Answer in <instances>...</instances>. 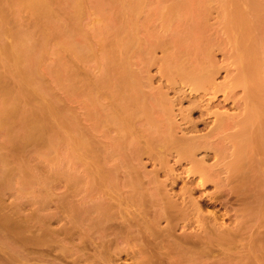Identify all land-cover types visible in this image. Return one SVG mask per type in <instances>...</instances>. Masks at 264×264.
Listing matches in <instances>:
<instances>
[{
  "label": "rangeland",
  "instance_id": "374dc122",
  "mask_svg": "<svg viewBox=\"0 0 264 264\" xmlns=\"http://www.w3.org/2000/svg\"><path fill=\"white\" fill-rule=\"evenodd\" d=\"M245 97L248 109H242ZM167 98L174 119L165 113ZM229 117L235 121L227 125ZM174 124L179 150L194 144L187 150L165 143ZM262 124L264 0H0V264H153L164 248L170 250L164 264H232L233 229L223 240L217 231L258 212L264 200ZM201 137L208 138L206 151ZM149 141L172 154L163 159ZM190 147L195 161L178 158ZM197 163L204 168L188 173ZM127 166L141 172H131L133 180L155 171L172 192L186 189L189 223L176 230L173 223L165 234L157 212L137 213L143 200L131 195L137 181L129 180ZM191 194L206 214L198 219L202 228ZM178 200L173 213L181 209ZM131 202L136 207L128 209ZM150 250L159 252L150 256Z\"/></svg>",
  "mask_w": 264,
  "mask_h": 264
},
{
  "label": "bare ground",
  "instance_id": "6f19581e",
  "mask_svg": "<svg viewBox=\"0 0 264 264\" xmlns=\"http://www.w3.org/2000/svg\"><path fill=\"white\" fill-rule=\"evenodd\" d=\"M257 73H258V72H257ZM238 74H239V73H238ZM238 74H237V75H238ZM249 75H250V74H249ZM240 76H241V75H240ZM258 76H259V75H258ZM256 77H257V76H256ZM204 78H205V77H204ZM241 78H242V77H241ZM204 80H205V79H204ZM206 80H207V79H206ZM201 81H202V80H201ZM211 83H212V82H211ZM182 84H183V83H182ZM239 84H240V83H239ZM184 85H185V84H184ZM199 86H200V85H199ZM211 87H212V86H211ZM159 88H160V87H159ZM233 89H235V88H233ZM190 90H191V89H190ZM259 90H260V89H259ZM208 91H209V90H208ZM231 91H232V90H231ZM243 91H244V90H243ZM246 91H247V90H246ZM246 91H245V92H246ZM153 92H154V91H153ZM162 92H163V91H162ZM168 92H169V91H168ZM210 92H211V91H210ZM237 92H238V91H237ZM252 92H253V91H252ZM257 92H258V91H257ZM241 94H242V93H241ZM244 94H245V93H244ZM164 95L166 96V94H164ZM244 96H246V94H245ZM162 97H163V96H162ZM162 97H161V98H162ZM166 97H167V96H166ZM161 98H160V99H161ZM225 98H226V97H225ZM245 98H246V97H245ZM241 99H243L242 101L244 102V103L242 102V106H243L242 109H243V108L248 109L247 107H245V106H247V104H248L247 102H249V101L247 100L248 98H246V99L241 98ZM163 100H164V99H163ZM163 100H159V101H161V103H163L162 105H164V103H165V101H163ZM166 100H167L166 103H169L170 105H168V104L165 103V104H166V105H165L166 107H164V106H163V107L166 108V109H169V107H170V110H168V111H169V112L171 111V112L169 113L168 111H165V113L167 112L166 114H167V115L169 114L168 117H169L170 115H171L172 118H173V117H176L175 115L172 116V114L175 113V112L173 113V109H172V107L174 108L173 105H175V104L172 103V99H171V102H168V98H167ZM205 100H206V99H205ZM157 101H158V100H157ZM159 101H158V102H159ZM162 101H163V102H162ZM169 101H170V100H169ZM173 102H174V101H173ZM240 102H241V101H240ZM161 103H159L160 105H158V103H157V104H156L157 106L155 105V108L158 107V109H161V113L164 114V113H163L164 111L162 110L163 107L161 106ZM172 104H173V105H172ZM193 104H194V103H193ZM240 104H241V103H240ZM243 104H244V105H243ZM253 104H254V103H253ZM253 104H252V105H253ZM260 104H261V103H260ZM260 104H259V105H260ZM171 105H172V106H171ZM254 105H255V104H254ZM256 105H258V104H256ZM256 105H255V106H256ZM149 106H150V105H149ZM149 106H148V107H149ZM160 106H161L162 108H160ZM167 106H168V108H167ZM192 106H193V105H192ZM239 106H240V105H239ZM260 106H262V105H260ZM186 107H188V106H186ZM144 108H145V107H144ZM153 108H154V107H153ZM164 108H163V109H164ZM190 108L192 109V107H190ZM255 108H257V107H255ZM166 109H165V110H166ZM187 109H188V108H187ZM258 109H259V111H260V108H259V107H258ZM179 110H180V109H179ZM193 110H194V109H193ZM205 110H206V109H205ZM162 111H163V112H162ZM181 111H182V110H181ZM186 111H187V110H186ZM244 111H245V109H244ZM257 111H258V110H257ZM259 111H258V112H259ZM221 112H222V111H221ZM246 112H247V111H246ZM258 112H257V113H258ZM177 113H178V112H177ZM223 113H224V112H223ZM223 113H222V114H223ZM186 114H187V113H186ZM188 114H189V112H188ZM222 114L220 113V115H222ZM230 114H231V113H230ZM245 114H246V113H245ZM159 115H160V114H159ZM225 115H226V114H225ZM225 115L223 114L222 116H225ZM184 116H186V115L184 114ZM166 117H167V116H166ZM168 117H167V118H168ZM171 117H170V118H171ZM186 117H188V115H187ZM186 117H185V118H186ZM243 117H244V116H243ZM182 118H183V117H182ZM221 118H222V117H221ZM230 118H231V117H229V118H224V119H227V120H225V121H227V122H225V121H224V122L227 124V123H228V119H230ZM173 119H174V118H173ZM175 119H176V118H175ZM245 119H246V118H245ZM141 120H142V119H141ZM144 120H145V119H144ZM170 120H172V119H170ZM230 120L233 121L234 119L231 118ZM230 120H229V123H231ZM242 120H243V119H242ZM242 120H241V121H242ZM250 120H251V119H250ZM234 121H235V120H234ZM234 121H233V123H234ZM142 122H143V120H142ZM167 122H168V121H167ZM174 122H175V121H174ZM247 122L249 123L250 121H247ZM260 122H261V120H260ZM171 123H173V122L170 121V123H169L168 125H170ZM216 123H217V122H216ZM238 123H239V121H238ZM244 123H245V122H244ZM254 123H255V122H254ZM256 123H257V122H256ZM261 123H263V122H261ZM261 123H260V124H261ZM135 124H137V123H135ZM146 124H147V122H146ZM257 124H259V120H258V123H257ZM260 124H259V125H260ZM132 125H134V123H133ZM166 125H167V124H166ZM168 125H167V127H168ZM172 125H173V124H171V126H172ZM174 125H175V124H174ZM213 125H214V124H213ZM227 125H228V124H227ZM230 125H231V124H230ZM242 125H243L244 127H248L249 124L247 125V123H245V124H242ZM246 125H247V126H246ZM254 125H255V124H254ZM262 125H264V124H262ZM145 126H146V125H145ZM251 126H252V128L254 127L252 121L250 122V127H251ZM132 127H133V126H132ZM175 127L177 128L176 125L174 126V128H173V127H169V128H172V129H169V128H168V131H169V132L167 131L168 134H169V136L167 135L168 137L166 136V138L170 139V141H172L173 144H174V145H173V144L171 145V144H170V141H169V142H168V141L165 142V143H167L168 145H170V147H171V146L174 147L176 144H177L176 146L178 147V144H179V142H180L179 140L177 141V139H176V141H175V138H173V136L175 135V134L173 133V132H175V131H174V130H175ZM229 127H230V126H229ZM256 127H257V126H256ZM256 127H255V128H256ZM260 127H261V125H260ZM260 127H257V128H260ZM195 128H196V127H195ZM212 128H213V127H212ZM216 128H217V127H216ZM221 128H222V127H221ZM232 128H233V127H232ZM236 128H237V127H236ZM252 128H251V129H252ZM257 128H256V130H258ZM261 128H262V127H261ZM219 129H220V127H219ZM248 129H249V128H247V131H248ZM134 130H135V129H134ZM172 130H173V131H172ZM196 130H197V129H196ZM209 130H210V129H209ZM221 130H222V129H221ZM228 130H229V129H228ZM245 130H246V128H245ZM245 130H244V132H245ZM249 130H250V129H249ZM260 130H263V129H260ZM144 131H145V130H144ZM148 131H149V130H148ZM170 131H171V132H170ZM183 131H184V130H183ZM241 131H243V130L241 129ZM250 131H251V130H250ZM253 131H254V130H253ZM263 131H264V130H263ZM146 132H147V131H146ZM146 132H143V133H146ZM210 132H211V131H210ZM222 132H223V131H222ZM170 133H171V134H170ZM172 133H173L174 135H172ZM211 133H212V132H211ZM224 133H225V132H224ZM242 133H243V132H242ZM163 134H164V133H163ZM145 135H146V134H145ZM182 135H183V134H182ZM185 135H186V134H185ZM208 135H209V134H208ZM248 135H249V134H248ZM170 137H171V138H170ZM174 137H175V136H174ZM238 137H239V136H238ZM152 138H153V137H152ZM202 138H203V139H202ZM205 138H206V139H205ZM221 138H222V137H221ZM223 138H225V136H224ZM223 138H222V139H223ZM257 138H258V137H257ZM262 138H263V137H262ZM129 139H131V138L129 137ZM144 139H145V138H144ZM173 139H174V141H173ZM187 139H188V138H187ZM200 139H202V140H199V139H198V140L200 141V143H201V141H202V143H201L202 145L200 146L201 149H202V148H204V146H203V144L205 143L204 140H207L208 138H207V137H201ZM226 139H227V138H226ZM226 139H225V140H226ZM247 139H248V138H247ZM247 139H246V140H247ZM250 139H251V138H250ZM150 140H151V139H150ZM164 140H166V139H163V141H164ZM189 140H192V139H189ZM198 140H197V141L193 140V141H194L193 143L196 144V142H197V146H198V148H200V147H199L200 143L198 142ZM126 141H127V140H126ZM147 141H148V140H147ZM147 141H146V142H147ZM151 141H152V140H151ZM153 141H154V140H153ZM247 141H249V139H248ZM253 141H254V140H253ZM253 141H252V142H253ZM133 142H134V141H133ZM175 142H177V143L175 144ZM186 142H187V141H186ZM222 142H223V141H222ZM222 142H221V143H222ZM224 142L228 144V142L230 143L231 141H228V142H227V140H226V141H224ZM257 142H258V141H257ZM152 143H153V142H152ZM152 143L149 141V143H147V144L154 145L155 148H154V146H150V145H148V147H149V148H150V147H153L152 149L156 151V154H157L158 156H160V157L163 158V157H167L168 155H171V154H172V152H171L172 149H171V148H169V147H164V146H160V145H156L155 142H154V144H152ZM190 143H191V144H190ZM231 143H234V142L232 141ZM235 143H237V142L235 141ZM249 143H250V142H249ZM130 144H131V143H130ZM181 144H182V143H181ZM183 144H184V143H183ZM183 144H182V145H183ZM188 144H190V145H188ZM213 144H214V143H213ZM217 144H218V143H217ZM217 144H216V145H217ZM227 144H225V145H221V146H224L223 148H225V147H226V148H227V147H230V148H231V146H229V145L227 146ZM238 144H240V141H239ZM247 144H248V143H247ZM250 144H251V143H250ZM256 144H257V143H256ZM134 145H136V144H134ZM143 145H144V144H143ZM191 145H194V144H192L191 141H190L189 143L187 142V146H188V147H187V146H184V145H183V147L180 146V147H182V148H180V150H181V149L183 150L184 147H185V148L187 147V148H186V150H187V149L189 148V146H191ZM205 145H206V144H205ZM176 146H175V148H173V149H177ZM195 146H196V145H195ZM195 146H194L193 148L197 149V146H196V147H195ZM242 146H243V145H242ZM247 146H248V145H247ZM249 146H250V148H251V145H249ZM256 146H257V145H256ZM135 147H136V146H135ZM138 147H139V146L137 145V148H138ZM148 147L146 146V148H144V150H145V149L148 150V149H149ZM205 147H206V146H205ZM234 147H235V146H234ZM185 148H184V149H185ZM247 148H248V147H247ZM130 149H131V148H130ZM190 149H191V150H190ZM190 149H189L190 151H189L188 153H185V154H183V151L180 152V153H177L178 158H183V157H184L186 160L188 159V161H190V160L192 161V157H193V159H194V156H195L197 153H196L195 149H194V151L192 150L191 147H190ZM180 150H179V147H178V151H180ZM198 150H199V149H198ZM203 150H205V148H204ZM222 150H223V149H222ZM238 150H239V149H238ZM150 151H151V150H150ZM155 151H154V152H155ZM172 151H173V150H172ZM205 151H206V150H205ZM213 151H214V150H213ZM231 151H232V150H231ZM154 152H151V153H154ZM186 152H187V151H186ZM141 153H142V152H141ZM143 154H146V153H143ZM143 154H142V155H143ZM148 154H149V152H148ZM175 154H176V153H175ZM223 154H224V152H223ZM140 155H141V154H140ZM154 155H155V154H154ZM225 155H226V153H225ZM230 155H231V154H230ZM233 155H234V154H233ZM148 156H149V155H148ZM152 157H153V155H152ZM160 157H159V158H160ZM168 157H169V156H168ZM154 158H155V157H154ZM156 158H157V157H156ZM203 158H204V157H203ZM203 158H202V159H203ZM220 158H221V157H220ZM226 158H227V157H226ZM236 158H237V157H236ZM238 158H239V157H238ZM163 159H164V158H163ZM245 159H246V158H245ZM177 161H178V160H177ZM194 161H195V159H194ZM197 161H198V160L196 159V162H197ZM199 161H200V162H199ZM199 161H198L199 163H202V162H203V160L201 161L200 159H199ZM227 161H228V160H227ZM164 162H165V161H164ZM236 162H237V161H236ZM199 163L196 164V165H197L196 168H197V167H200L201 170H202L204 167L202 168V167H201L202 165L199 166V165H200ZM203 163H204V162H203ZM203 163H202V164H203ZM111 164H112V163H111ZM117 164H118V163H117ZM227 164H229V163H227ZM227 164H226V165H227ZM234 164H235V163H234ZM238 164H240V163H238ZM140 165H141V164H140ZM161 165H162V164H161ZM161 165H160V166H161ZM208 165H209V164H208ZM230 165H231V164H230ZM115 166H116V165H115ZM138 166H139V165H138ZM154 166H155V165H154ZM220 166H221V165H220ZM234 166H235V165H234ZM238 166H239V165H238ZM143 167H145V166L142 165V169H143ZM227 167L229 168V166H227ZM227 167H226V168H227ZM126 168L128 169L129 167L127 166ZM130 168H131V166H130ZM130 168L128 169V171H130ZM132 168H133V166H132ZM139 168H140V167H139ZM139 168H137V169H139ZM164 168H165V167H164ZM164 168H163L162 170H164ZM169 168H170V167H169ZM193 168H195V165H194ZM196 168H195V169H196ZM222 168H223V167H222ZM230 168H231V167H230ZM230 168H229V170H231ZM127 169H126V170H127ZM140 169H141V168H140ZM165 169H167V168H165ZM195 169H188V173H193V172L197 173L198 171H200L199 168H197L198 170H195ZM116 170L120 171L121 169L119 170V168L116 167L115 170H114V172H115ZM123 170H124V169H123ZM134 170H136V169L133 168V171H130V172L127 171V173H126V174H128V176H130V178H131V179L129 178V180H132L133 182H134V180H135L134 183H136V181H137L136 184H137L138 188H136L137 186H136V187L133 186V187H135V190L131 189V188H132L131 186H132V183H133V182H132V183L130 182V189H131V191H132V192H131V193H132L131 195H132V196H133L134 194H135V195H139V197L141 198V200H143V203H142V205H141V209H139V208H140L139 206L136 207V204H134L133 202H131V204H129V206H130V205H132V206H130L128 209H130L131 207H133V204H134L135 207L138 208L137 211H138V210H142V211H138L137 213H139V212H144V213L146 214L148 210H149V211L152 210V211L157 212V214H158L157 217L159 218V222L161 223V220H162V221H165L164 224H165L166 229H162V228H164L162 225H161L162 227L159 228V230L162 229L163 231H165V234H166V233L168 234L169 229H170L171 227H173L174 224H175V226L173 227L174 229L172 228L173 230H176L175 227L178 226V225L180 224V222L185 223L184 225L186 226V224L189 223V222H187L186 220L191 219V218H190L191 216L188 218L189 215L187 216L188 213L186 214V212H187L188 210L185 209L186 204H187L188 202L185 200L187 203H186V204L184 203L185 205L183 204V201H184V199H185V196L188 195V194H187V190H186V189H183V190H181V192H179V194L172 192V190H170V189L167 187L168 185L165 183L166 180H167V178H166V179L164 178L165 181H164L163 179L160 180L159 177H158V174H157L158 172H155V171H154V173H152V172H150V171L148 170L150 173H147V172L143 171L144 169L142 170L143 173H144V176L146 177V179H148V177L152 175V176L150 177V179H148L149 182H148V181H147V182L144 181V179H145L144 176H142L143 178H141V176H140L141 179L139 178V180H137L136 177H135L134 180H133V177H131V176H134V175L136 176V174L133 173V174L131 175V172H136V171H137V173L139 172V170H136V171H134ZM158 170H161V168H160V169H157V171H158ZM172 170H173V169H171V168L169 169V171L172 172V174H173V173H174V170H173V171H172ZM205 170H206V169H205ZM229 170H228V173H230ZM124 171H125V170H124ZM146 171H147V170H146ZM151 171H152V169H151ZM164 171H165V170H164ZM166 171H167V170H166ZM166 171H165V172H166ZM216 171H219V170H216ZM221 171H222V172H227V171H223V169H221L220 172H221ZM120 172H121V174H122V171H120ZM120 172H116L117 177L120 176V175L118 176V174H119ZM203 172H204V171H203ZM212 172H213V170H212ZM222 172H221V174H222ZM233 172H234V171H233ZM117 173H118V174H117ZM139 173H141V172H139ZM139 173H138V174H139ZM143 173H142V175H143ZM151 173H152V174H151ZM166 173H167V172H166ZM244 173H246V172H244ZM138 174H137V176H138ZM146 174H147V176H146ZM148 174H149V176H148ZM150 174H151V175H150ZM202 174H203V173H202ZM207 174H208V172H207ZM231 174H233V173L231 172ZM247 174H248V173H247ZM107 175H108V174H107ZM165 175H166V174H165ZM173 175H174V174H173ZM199 175H200V174H199ZM217 175L220 176V173L217 174ZM233 175H234V174H233ZM105 176H106V175H105ZM219 176H217V178H218ZM228 176H229V175H228ZM228 176H227V177H228ZM231 176H232V175H231ZM113 177H114V176H113ZM117 177H116V178H117ZM121 177L124 178V175H123V176H120V178H121ZM200 177H202V175H201ZM220 177H221V176H220ZM116 178H115V180H116ZM229 178H230V177H229ZM229 178H227L226 180H229V181H230L231 178H230V179H229ZM250 178H251V177H250ZM112 179H113V178H112ZM117 179H119V178H117ZM121 179H122V178H121ZM218 179H219V178H218ZM224 179H225V178H224ZM113 180H114V179H113ZM122 180H123V179H122ZM122 180H120L121 183H120V182H119V183L117 182L118 185L115 183L116 181H114V183L116 184V185H115L116 188H113L114 190H116L117 187H118L120 184H121V185H120L121 187L119 186L120 188H123V187H124L125 184H123ZM129 180H127L126 178H125V180H123L124 182L126 181V182H125V183H126L125 188H126V186H127V183L129 184ZM168 180H169V178H168ZM221 180H222V179H221ZM127 181H128V182H127ZM201 181H202V182H201ZM209 181H210V180H209ZM222 181H223V180H222ZM231 181H232V179H231ZM231 181H230V182H231ZM108 182H109V181H108ZM110 182H111V181H110ZM200 182H201V183H200ZM200 182H199L198 184H202L201 186H203V185H204V184H203V180H200ZM224 182H225V180H224ZM230 182H229V184H230ZM111 183H113V182H111ZM134 183H133V184H134ZM214 183H215V182H214ZM109 184H110V183H109ZM227 184H228V182H227ZM227 184H226V185H227ZM134 185H135V184H134ZM226 185H225V186H226ZM111 186H112V185H111ZM111 186H110V187H111ZM225 186H223V187H225ZM113 187H114V185H113ZM127 187H129V185H128ZM229 187H230V186H229ZM229 187H228V188H229ZM233 187H234V186H233ZM233 187H232V188H233ZM240 187H241V186H240ZM120 188H119V189H120ZM125 188H124V189H125ZM110 189H111V188H110ZM119 189H117L116 191H113V192H116V196H117V194H119V192H121L120 190H122V189H120V190H119ZM124 189H123V190H124ZM127 189H129V188H127ZM136 189H137L138 192H135ZM230 189H231V188H230ZM111 190H112V189H111ZM117 191H119V192H117ZM124 191H125V192H123V191H122V192H123V193H126V189H125ZM133 191H134V192H133ZM189 191H190V190H189ZM232 191H233V190H232ZM228 192H229V191H228ZM96 193H97V192H96ZM104 193H105V192H104ZM190 193H191V191H190ZM190 193H189V195H190ZM121 194H122V193H120V196H121ZM124 195H125V194H124ZM128 195H129V194H128ZM126 196H127V195H126ZM92 197H93V196H92ZM117 197H118V196H117ZM121 197H122V196H121ZM129 197H130V196H129ZM136 197H137V196H136ZM179 197H181V201H180V203H181V209H180V210H178V209L180 208V207H179L180 204L178 205V203H177V201H179V200H178ZM189 197L191 198V197H192V194H191V196H189ZM260 197H261V196H260ZM119 198H120V197H119ZM127 198H128V196H127ZM134 198H135V196H134ZM190 198H189V201H190ZM131 199H132V198H131ZM145 199H146V200H147V199H148V200L151 199V200H149V201H150L149 203L146 202V203H148V204H146V203H145ZM191 199H192V201L190 202V204L192 203V207L195 209V212H194V213H195V216H194V218H193V217H192V218H193V219L196 218L197 221H198V222H197V221H196V222L199 223V221L202 219V217H204L203 215H206V214H202V213H203V210H201L202 207L200 206L201 204L199 203V201H198L197 199H194L193 197H192ZM260 199H261V198H260ZM109 200H110V199H109ZM114 200H115V199H114ZM116 200H117V199H116ZM119 200H120V199H119ZM148 200H147V201H148ZM124 201H125V200H124ZM185 201H184V202H185ZM243 201H244V200H243ZM257 201H258V200H257ZM110 202H111V200H110ZM263 202H264V200L262 201V203H263ZM132 203H133V204H132ZM259 203H260V202H259ZM262 203H260V204H262ZM257 204H258V203H257ZM260 204H259V209H255V208L253 207V210L255 209V210L258 211V212H256V211L254 210V211H255V213H253L254 215L249 213L250 215L248 216V214H246V215H247V216L245 215L246 217L243 216V217H240L239 219H238V217H236L235 222H234V223H235V224H234V225H235L234 227H230V228L227 227V228H229L228 230L226 229V227H225V229H224V228L222 229L221 227H223V226H220V227H219V228H220L219 230H218V228H217V230H218L217 232L219 233L220 238H221V235H222V238H221L222 240H223V238H224L223 236L228 235L227 231H230V230H232V229L234 230V231L232 230V232L230 231L232 234L229 232V235L231 234L232 237L228 235L230 238H232L231 241L233 240V243H231V245L233 244L232 247L234 246V247H233L234 249L229 248V249H231V250H234L233 255H232V253H231V255L233 256L232 258H234V259H233L234 261L232 260V261H233L232 264H264V232H263L264 230H262V229H264V228H263V227H264V207H263L264 205L262 206V207H263V208H262V207L260 206ZM175 205H176V206L178 205V206H177V207H178V209H177L178 211H176V209H175L176 212L174 211V213H173V211H171V209H172L173 207L176 208ZM188 205H189V204H188ZM111 206H112V205H111ZM115 206H116V205H115ZM252 206H253V205H252ZM252 206H251V207H252ZM257 206H258V205H257ZM112 207H113V206H112ZM116 207H117V206H116ZM125 207H126V206H125ZM135 207H134V208H135ZM260 207H261V208H260ZM117 208H119V207H117ZM117 208H116V209H117ZM134 208H133V210H134ZM200 208H201V209H200ZM120 209H121V208H120ZM246 209H247V208H246ZM251 209H252V208H251ZM121 210H122V209H121ZM131 210H132V209H131ZM185 210H186V211H185ZM253 210H252V211H253ZM135 211H136V210H135ZM179 211H180L181 214H182V213H183V214H182V215L179 214L178 217H176V216H175V215H176L175 213H179ZM193 211H194V210H193ZM252 211H251V212H252ZM108 212H109V211H108ZM130 212H131V211H130ZM132 212H133V213H129V212L127 211L128 214H130V215H131V214H134V215H135L136 212H135V213H134V211H132ZM210 212H211V211H210ZM210 212H209V214L212 216V219L208 217V216H210L209 214H208L207 217H208L210 220H212V221H211V223H212L213 221L216 220V218H215V215H214L213 213H210ZM213 212H214V211H213ZM249 212H250V211H249ZM144 213H143V214H144ZM191 213H192V212H191ZM194 213H193V214H194ZM257 213H258V216L255 215V214H257ZM139 214H140V213H139ZM141 214H142V213H141ZM173 214H175V215H173ZM193 214H192V216H193ZM134 215L132 216V217H133L132 219L135 218L136 215H135V216H134ZM180 215H181V216H180ZM139 216L142 217L143 215H142V216H141V215H138V219H139ZM144 216H145V215H144ZM201 216H202V217H201ZM254 216L256 217V219L254 218ZM127 217H128V216H127ZM130 217H131V216H130ZM200 217H201V218H200ZM147 218H149V216H148ZM199 218H200V220H198ZM116 219H117V218H116ZM136 219H137V218H136ZM149 219H150V218H149ZM174 219H175V220H174ZM196 219H195V220H196ZM204 219H205V217L203 218V220H204ZM217 219H218V218H217ZM130 220H131V219H130ZM145 220H146V218H145ZM203 220H202V222L200 221V223H203ZM206 220H207V218H206ZM139 221H141V218H140L138 221H136V222H139ZM143 221H144V220H143ZM149 221H150V220H149ZM149 221H146V222H149ZM152 221H153V220H152ZM183 221H184V222H183ZM188 221H190V220H188ZM114 222H115V221H114ZM141 222H142V221H141ZM186 222H187V223H186ZM204 222H206V221H204ZM215 222L217 223L218 221L216 220ZM215 222L213 223V225H212L211 223H210V224H211L212 226H215V225L218 226V225H220V223H221V222H220L219 224H215ZM173 223H174V224H173ZM193 223H194V222H193ZM200 223H199V224H200ZM129 224H130V223H129ZM208 224H209V223H208ZM208 224L206 225L207 227H208ZM210 224H209V225H210ZM126 225H127V224H126ZM150 225H152V224H150ZM184 225H183V227H184ZM204 225H205V224L203 223L202 225L200 224L199 226H201V228H202ZM211 225H210V226H211ZM221 225H222V224H221ZM243 225H244V226H243ZM148 226H149V225H148ZM148 226H147V228H148ZM157 226H158V225H157ZM241 226H243V228L245 227V228L249 231V233H248V235H247L248 237L245 238V239L243 238V236H241V233H242V232H245L244 230H246V229L243 230V228H242ZM137 227H138V226H137ZM168 227H170V228H168ZM178 227H179V226H178ZM237 227H238V229H239V227H240V229H242V232H241V230H240V235H238V236H237V233L239 234V232H237V230H238ZM124 228H125V227H124ZM201 228H200V229H201ZM211 228H212V227H211ZM231 228H232V229H231ZM150 229H151V228H150ZM150 229H149V230H150ZM172 229H170V232L173 231ZM204 229H205V227H204ZM212 229H214V228H212ZM221 229H222V230H221ZM111 230H112V229H111ZM167 230H168V231H167ZM179 230H180V229H179ZM247 230H246V231H247ZM126 231H127V230H126ZM135 231H136V230H134V232H135ZM166 231H167V232H166ZM219 231H220V232H219ZM248 231H247V232H248ZM108 232H109V231H108ZM151 232H153V231L151 230ZM211 232H212V231H211ZM214 232H215V230H214ZM217 232H216V233H217ZM221 232H222V233L225 232V233L222 234ZM247 232H246V233H247ZM113 233H114V232H113ZM131 233H132V232H131ZM174 233H175V232H174ZM174 233H173V234H174ZM218 233H217V234H218ZM140 234H141V233H140ZM170 234H172V233H170ZM173 234H172V236H174ZM225 234H226V235H225ZM114 235H115V234H114ZM147 235H148V234H147ZM151 235H152V234H151ZM163 235H164V234H163ZM202 235H203V234H202ZM242 235H244V233H242ZM119 236H120V235H119ZM140 236H141V235H140ZM145 236H146V235H145ZM152 236H154V235H152ZM170 236H171V235H170ZM172 236H171V237H172ZM175 236H176V235H175ZM193 236H194V235H193ZM105 237H106V236H105ZM115 237H116V236H115ZM136 237H137V236H136ZM142 237H144V236H142ZM148 237H149V236H148ZM148 237H147V239H148ZM244 237H246V234L244 235ZM110 238H111V237H110ZM119 238H120V237H119ZM139 238H140V237H139ZM152 238H153V237H151V239H152ZM225 238H227V237H225ZM225 238H224V239H225ZM228 239H229V238H228ZM117 240H118V239H117ZM121 240H122V238H121ZM124 240H125V239H124ZM152 240H154V238H153ZM152 240H151V243H150L151 245L154 244V242L156 241V240H155V241L152 243ZM176 240H177V239H176ZM189 240H190V239H189ZM218 240H219V237H218ZM109 241H111V240L109 239ZM114 241H115V240H114ZM114 241H113V242H114ZM118 241H119V240H118ZM139 241H140V240H139ZM174 241H175V240H174ZM174 241H173V243H175ZM181 241H182V240H181ZM200 241H201V239H200ZM229 241H230V240H229ZM123 242H124V241H123ZM123 242H122V243H123ZM126 242H128V240H126ZM136 242H137V240H136ZM140 242H141V241H140ZM110 243H111V242H110ZM147 243H148V242H147ZM155 243L157 244V243H159V242L156 241ZM161 243H162V242H160L159 244H161ZM168 243H170V242H168ZM168 243H167L166 245H164V246H166V247L171 246V247L173 248L174 245H173V246H172V245L167 246ZM173 243H171V244H173ZM181 243H183V242H180V244H181ZM227 243H228V242H227ZM136 244H137V243H135L134 247L136 246ZM140 244H142V243H140ZM159 244H157V245L155 246V248H157V249L160 248L159 250H162L161 248H164V247H162V246L160 247ZM183 244H185V243H183ZM188 244H190V243H188ZM239 244H240V246H239ZM117 245H118V243H117ZM129 245H130V244H129ZM138 245H139V244H138ZM158 245H159V246H158ZM162 245H163V244H162ZM121 246H124V245H121ZM125 246H126V244H125ZM132 246H133V245H132ZM132 246H131V247H132ZM143 246H144V244H143ZM157 246H158L159 248H158ZM118 247H119V246H118ZM134 247H132V248H134ZM141 247H142V246H141ZM152 247H154V245H153ZM177 247L179 248V245H177ZM136 248H137V246H136ZM138 248H139V247H138ZM142 248H146V246H145V247H142ZM142 248H139V249L143 250ZM186 248H187V246H186ZM186 248H185V249H186ZM146 249H147V248H146ZM157 249H156V250H157ZM168 249H169V248H168ZM112 250H113V249H112ZM137 250H138V249H137ZM151 250H153V248H152ZM151 250H150V251H151ZM174 250H176V248H175ZM183 250H184V249H183ZM183 250H182V251H183ZM187 250H188V249H187ZM190 250H191V249H190ZM190 250H188V251H190ZM154 251H155V250H154ZM164 251H165V253H166L165 248H164ZM164 251H160V252L158 251L159 253L156 252V253H158V254H156L155 252L151 251V252H153V253H152L150 256H152L154 253L156 254V256L154 255V257H152V260H153V258H155V260H156V258H158V255H159V258H158L156 261L158 262V264H162V263L164 264V261H162V260H163V259H166V256H167V255H170V254H169V251H170V250H167V253H166V254L163 253ZM172 251H173V250H172ZM177 251H178V250H177ZM184 251H185V250H184ZM184 251H183V252H184ZM191 251H192V250H191ZM123 252H124V251H123ZM133 252H134V251H133ZM137 252H139L138 254H140V251H137ZM146 252H148V250H147ZM173 252H174V251H173ZM178 252H179V251H178ZM195 252H196V251H195ZM202 252H203V251H202ZM231 252H232V251H231ZM127 253H128V252H127ZM141 253H142V251H141ZM149 253H150V252H149ZM170 253H171V252H170ZM186 254H187V253H186ZM146 255H147V254H146ZM172 255H173V253H172ZM172 255H171V256H172ZM198 255H199V254H198ZM143 256H144V254H142V256L140 255V256L138 257V259H139V258H142ZM173 256H175V255H173ZM179 256H180V255H179ZM179 256H177L178 259H180ZM164 257H165V258H164ZM190 257H191V256H190ZM143 258H145V257H143ZM143 258H142L141 260H143ZM160 258H161V260H160ZM175 258H176V256H175ZM183 258H184V257H183ZM138 259H137V260H138ZM146 259H147V258H146ZM173 259H174V257H173ZM223 259H224V258H223ZM141 260H138V261H139L138 263L142 262ZM144 260H145V259H144ZM147 260H148V259H147ZM155 260H154V261H155ZM159 260H160V261H159ZM182 260H184V259H182ZM145 261H146V260H145ZM145 261L142 262V263L144 264ZM150 261H151V258H150ZM156 261H155L153 264H155ZM161 261H162V263H161ZM166 261H168V260H166ZM180 261H181V260H180ZM181 262H183V261H181ZM105 263H106V262H105ZM136 263H137V262H136ZM151 263H152V262H150V264H151ZM170 263H171V262H170ZM148 264H149V263H148ZM165 264H166V263H165ZM168 264H169V263H168ZM173 264H174V263H173ZM184 264H185V262H184ZM198 264H199V263H198ZM223 264H224V262H223Z\"/></svg>",
  "mask_w": 264,
  "mask_h": 264
}]
</instances>
